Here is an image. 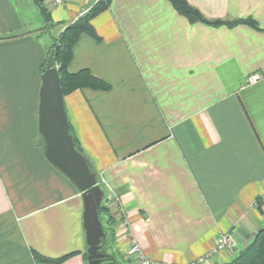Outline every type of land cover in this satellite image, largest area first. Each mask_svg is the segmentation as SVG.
I'll list each match as a JSON object with an SVG mask.
<instances>
[{
    "label": "crops",
    "instance_id": "obj_1",
    "mask_svg": "<svg viewBox=\"0 0 264 264\" xmlns=\"http://www.w3.org/2000/svg\"><path fill=\"white\" fill-rule=\"evenodd\" d=\"M184 1L207 20L258 29L189 23L167 0H111L91 20L98 40L81 36L68 65L109 86L63 103L108 199L121 264H138L125 255L131 242L153 264H190L229 233L235 248L202 263L225 264L264 228V0ZM91 4L44 0L65 25ZM43 28L31 0H0V264H44L34 254L86 264L81 194L37 146L54 40Z\"/></svg>",
    "mask_w": 264,
    "mask_h": 264
},
{
    "label": "trees",
    "instance_id": "obj_2",
    "mask_svg": "<svg viewBox=\"0 0 264 264\" xmlns=\"http://www.w3.org/2000/svg\"><path fill=\"white\" fill-rule=\"evenodd\" d=\"M111 0H100L91 6L88 11L79 16L75 21L67 24L57 38H54L49 50L56 48L54 66L59 76V85L63 94V97L82 89H90L94 91H107L109 89L108 84L96 79L92 74L86 70H80L76 73H70L68 71V65L72 59V49L77 40L85 35L94 40H98L92 26L91 20L102 11L106 10ZM174 10L182 17H184L189 23H201L209 27H227L233 28L238 25H246L253 29H258L257 24L251 19H232V20H216L210 21L201 16L194 8L190 7L184 0H167ZM33 5L38 11L43 24L44 30L48 31L50 28L61 23H54L52 21L50 13L44 6V0H31ZM47 59V58H46ZM42 65L41 73L45 69V64ZM69 124V123H68ZM69 133L73 138L76 151L82 154L81 148L77 139L74 137L72 130L69 126ZM38 148L43 152L44 143L41 136L37 142ZM83 155V154H82ZM89 165V162H87ZM93 172V171H92ZM106 198V195L104 194ZM99 216L104 232V240L101 242L102 250L109 255L108 259L104 261L105 264H121L122 258L117 257L114 252V232L111 230V226L114 224L115 219L111 215V208L108 204H101L99 208ZM71 256V255H70ZM70 256H65L59 259H49L34 254L36 261L44 264H60ZM87 254H85L84 260L87 262ZM225 264H264V228L258 231L250 244H248L242 251H240L235 258Z\"/></svg>",
    "mask_w": 264,
    "mask_h": 264
},
{
    "label": "water",
    "instance_id": "obj_3",
    "mask_svg": "<svg viewBox=\"0 0 264 264\" xmlns=\"http://www.w3.org/2000/svg\"><path fill=\"white\" fill-rule=\"evenodd\" d=\"M55 51L51 50L45 70L40 75L38 104V133L44 143L46 160L64 175L81 194L83 201V228L85 231L88 264H105L109 255L102 250L104 232L99 216L101 204L108 199L98 184L84 155L76 151L69 133L59 76L54 66Z\"/></svg>",
    "mask_w": 264,
    "mask_h": 264
},
{
    "label": "built area",
    "instance_id": "obj_4",
    "mask_svg": "<svg viewBox=\"0 0 264 264\" xmlns=\"http://www.w3.org/2000/svg\"><path fill=\"white\" fill-rule=\"evenodd\" d=\"M98 1H100V0H92L91 6H93ZM66 2H67V0H52V5L54 7H61ZM259 79H260V76L258 74H254L247 79V82L249 84H253V83L257 82ZM235 245H236L235 241H234L231 234H229V233L223 234L220 236V239L218 240L214 250L207 253L205 256L198 258L197 260H195L194 262H192L190 264H202L207 259H209L211 257V255L214 254L215 252L221 251V250H232L235 248ZM125 255L129 259L135 260L138 264H153V262H151L149 259H147L146 257L143 256L140 248L138 247V245L135 242L130 243L129 247L125 251Z\"/></svg>",
    "mask_w": 264,
    "mask_h": 264
},
{
    "label": "rangeland",
    "instance_id": "obj_5",
    "mask_svg": "<svg viewBox=\"0 0 264 264\" xmlns=\"http://www.w3.org/2000/svg\"><path fill=\"white\" fill-rule=\"evenodd\" d=\"M62 7V6H61ZM62 25H65V24H63V23H61ZM68 24H70V23H68ZM67 25V24H66ZM65 25V26H66ZM59 26L57 25V26H55V27H52V28H50L48 31H46V33H45V35H44V37L45 38H49V40H50V43H51V39L52 38H54L55 37V35H56V32L59 30V28H58ZM64 29V28H63ZM60 34V33H59ZM58 37V36H57ZM56 37V38H57ZM52 45V44H51ZM51 45H50V47H51ZM49 47V48H50ZM55 48H53V49H51V50H54ZM51 50H49V53H50V51ZM48 56H49V54H48ZM47 62V61H46ZM122 259H123V257H121Z\"/></svg>",
    "mask_w": 264,
    "mask_h": 264
}]
</instances>
